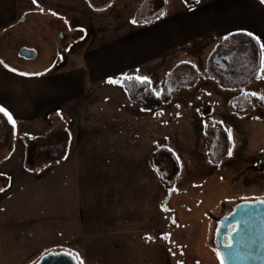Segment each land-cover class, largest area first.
<instances>
[{"label": "rangeland", "instance_id": "obj_1", "mask_svg": "<svg viewBox=\"0 0 264 264\" xmlns=\"http://www.w3.org/2000/svg\"><path fill=\"white\" fill-rule=\"evenodd\" d=\"M132 1L123 0V7L107 15L86 8L88 0H74L91 18L79 32L67 30L68 21L56 13L40 20L30 16L25 25L0 37V61L13 73L29 72L64 59L67 43L77 52L93 41L108 42L114 37H104V31L92 26L93 18L98 22L116 16L114 28L127 27ZM152 10L150 2L147 15ZM23 49L36 52L35 59L20 56ZM168 53L129 73L146 77L159 95L172 68L189 63L197 69L199 83L151 111L137 103L125 106L123 94L107 93L114 111L121 110L106 127L121 150L99 136L96 148L85 143L84 153H70L67 161L52 162L33 153L27 160L24 134L34 138L46 127L37 132L19 128L17 107L10 106L13 128L0 112V264H35L50 252L72 256L77 264H221L214 248L218 219L237 203L264 200V118L236 115L228 107L242 93L264 96V61L258 81L223 90L210 74L241 82L254 67L226 57L230 69L221 76L214 67L216 46L176 47ZM8 96L17 99L12 90ZM208 121L220 123L228 136L231 132V155L219 165L207 158ZM162 147L175 153L180 166L173 195L149 162L150 154Z\"/></svg>", "mask_w": 264, "mask_h": 264}, {"label": "crops", "instance_id": "obj_2", "mask_svg": "<svg viewBox=\"0 0 264 264\" xmlns=\"http://www.w3.org/2000/svg\"><path fill=\"white\" fill-rule=\"evenodd\" d=\"M162 1V8L147 15L146 7L150 2L152 7L154 0H133L126 17L130 22L127 27L114 28L116 16H108L103 22L100 19L96 22L97 19L93 18L92 26L104 31V37L114 39L102 44L93 41L77 52H73L70 43H67L64 59H56L47 67L16 74L0 63V95H4L1 99L8 107L3 101L0 105L6 111L10 106L17 107V126L25 131L37 132L46 127L41 134L34 136L48 138L51 149L55 150L52 153H64L60 160L63 162L68 160L70 153H84L83 144L95 145L99 136L108 137L114 149L120 148L106 127L117 120L115 117L121 112L122 103H116L119 110L116 113L111 102L113 98L106 97V94L119 97L123 94L127 101L125 106L136 105L123 93L118 78H141L137 71L129 72L176 47H214L233 33H244L260 46L262 67L264 5L259 0ZM88 3L86 8L107 15L124 5L123 0H88ZM77 4L74 0H35V3L33 0H0V37L25 25L30 16L37 15L40 20L51 13L65 17L69 25L67 30L83 31L91 18L86 19L85 11ZM139 7L140 19L151 18L159 11L162 14L154 22L138 23L135 15ZM87 13L90 14V11ZM60 18L56 20L61 21ZM131 29L129 35H123V31ZM208 83L214 84L213 81ZM11 90L17 95L16 101L8 96ZM44 109L43 114L41 111ZM27 136L24 134V137Z\"/></svg>", "mask_w": 264, "mask_h": 264}, {"label": "trees", "instance_id": "obj_3", "mask_svg": "<svg viewBox=\"0 0 264 264\" xmlns=\"http://www.w3.org/2000/svg\"><path fill=\"white\" fill-rule=\"evenodd\" d=\"M259 1L261 2V0ZM262 4L264 5V3ZM140 7L135 15V21L138 23L154 22L162 14L159 11L151 18L140 19ZM215 55L222 59V65L216 63L214 66L219 70L221 76H223L222 73L228 71L231 65V62L228 64L225 60L226 57L229 60L231 58V61L240 59L243 66L251 64L250 68L254 67L249 78L241 82H227L223 77L210 74L209 77L219 88L233 90L259 80L258 71L261 67L262 51L257 41L251 36L244 33L229 35L227 39H222L216 45ZM198 79L199 73L195 66L189 63H180L172 68L170 77L162 81V90L159 95H155L150 83H141L135 77L118 78L117 81L124 89L130 102L137 103L144 110L151 111L168 104L178 91L193 88ZM228 107L236 115H253L256 119L264 118V100H260L252 94L242 93L232 97L228 102ZM205 139L208 161L219 165L228 156L231 149V140L225 128L217 121H208L205 127ZM50 146V140L43 136L24 137L25 158L28 160L29 153H33L34 157L46 156L49 161L60 162L64 153H52L55 150H52ZM149 162L163 187L170 195L175 194L174 187L180 172L175 153L166 147L159 148L150 154Z\"/></svg>", "mask_w": 264, "mask_h": 264}, {"label": "water", "instance_id": "obj_4", "mask_svg": "<svg viewBox=\"0 0 264 264\" xmlns=\"http://www.w3.org/2000/svg\"><path fill=\"white\" fill-rule=\"evenodd\" d=\"M163 7L162 0H154L152 9ZM20 56L33 59L35 53L28 49ZM227 59V58H225ZM215 63L223 64L216 57ZM264 200L240 202L216 223L214 248L220 253L223 264H264ZM235 229V231H233ZM230 243L231 247H226ZM35 264H77L72 256L62 252H50Z\"/></svg>", "mask_w": 264, "mask_h": 264}, {"label": "snow or ice", "instance_id": "obj_5", "mask_svg": "<svg viewBox=\"0 0 264 264\" xmlns=\"http://www.w3.org/2000/svg\"><path fill=\"white\" fill-rule=\"evenodd\" d=\"M33 2L35 3V0H33ZM197 2H198V0H197ZM261 2L264 3V0H261ZM133 22L135 23V21H133ZM225 39H227V37H225ZM262 47H264V45H262ZM0 63H2V61H0ZM5 67H7V65H5ZM21 74L23 75V73H21ZM136 79H137V81H139L141 83H144V84L150 83V81H148L146 77L145 78L137 77ZM252 95L253 96H256L260 100H264V96H257L256 93H252ZM0 112H2L8 118V120L12 124L13 128H15V126H16L15 121L13 120L12 116L2 106H0ZM229 136L231 137L230 130H229ZM229 155H231V153H229ZM261 203H264V201H261ZM233 231H235V229H233ZM225 246L230 248L231 247V244L230 243H226ZM217 256L218 257L220 256V253L219 252L217 253ZM79 264H83V262L82 261H79ZM221 264H223V259H221Z\"/></svg>", "mask_w": 264, "mask_h": 264}]
</instances>
